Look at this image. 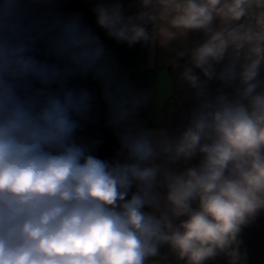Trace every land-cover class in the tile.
<instances>
[{"label": "clouds", "instance_id": "9594fccd", "mask_svg": "<svg viewBox=\"0 0 264 264\" xmlns=\"http://www.w3.org/2000/svg\"><path fill=\"white\" fill-rule=\"evenodd\" d=\"M59 8L0 0V264H248L241 235L264 213V0H132V14L95 0L109 39L161 50L191 90L175 130L141 123L152 96ZM87 76L113 159L76 139L95 96L70 85Z\"/></svg>", "mask_w": 264, "mask_h": 264}, {"label": "crops", "instance_id": "0c3cea01", "mask_svg": "<svg viewBox=\"0 0 264 264\" xmlns=\"http://www.w3.org/2000/svg\"><path fill=\"white\" fill-rule=\"evenodd\" d=\"M131 1L122 0L127 14H131L128 13L129 9L127 8ZM85 2L90 5L91 9L93 8V3L90 0ZM97 27L96 25L94 29L92 28V31L98 35L99 29ZM198 35L201 36L200 33L189 35V46L196 42ZM121 49L126 54L129 64L118 65L119 68L127 74L131 83L138 90L148 92L152 96V99L140 111L138 117L141 123L146 126L150 118L161 111L164 101L171 94L172 87L167 72V68L170 65L166 63V54L159 49H151L139 44L132 48L121 45ZM70 86L87 88L95 96L93 119L83 123V127L76 133V139L90 141L106 134L116 133L106 123V106L102 100L99 83L93 80L91 76H87L74 79ZM191 163L195 164L197 160H193ZM180 167L183 168V165H180ZM193 207H195V204ZM241 239L244 242L243 246L247 249L248 264H264V213H261L254 223L244 229ZM212 264H225V261L218 259Z\"/></svg>", "mask_w": 264, "mask_h": 264}, {"label": "trees", "instance_id": "16d2710c", "mask_svg": "<svg viewBox=\"0 0 264 264\" xmlns=\"http://www.w3.org/2000/svg\"><path fill=\"white\" fill-rule=\"evenodd\" d=\"M59 10L65 14L78 13L84 25L88 16L91 14L90 5L82 0H60ZM200 40L201 36L198 35L196 42ZM179 62L183 63L184 61L181 60ZM167 72L172 87L171 94L164 101L161 111L152 116L146 126H167L170 130H175L186 123L185 116L193 105V99L191 90L186 86L183 88L175 86L176 73L171 65L167 68ZM220 87L219 83L213 82L210 84V90L212 92H215ZM77 142L88 144L94 149V154L101 159H113L116 157V153L119 150V142L116 133L106 134L95 140H77Z\"/></svg>", "mask_w": 264, "mask_h": 264}, {"label": "rangeland", "instance_id": "374dc122", "mask_svg": "<svg viewBox=\"0 0 264 264\" xmlns=\"http://www.w3.org/2000/svg\"><path fill=\"white\" fill-rule=\"evenodd\" d=\"M82 1H84V2L88 1L89 2V0H82ZM90 2L93 3L92 5L94 6L95 0H90ZM127 8L129 9L128 13L132 14L136 11L135 8H129V6H127ZM91 11H92V9H91ZM94 20H95V15L93 12H91V14L88 16V18L86 20L85 26L89 27L91 29L92 28L94 29V27H96V23ZM97 28L99 29L98 36L101 39V41L103 42V44L105 45V47L107 48L108 52L110 53V58L112 59V61L117 65H128L129 60H128L126 54L123 52V49H121V45H117L113 40L109 39L106 36V33L104 32V30H100L99 27H97Z\"/></svg>", "mask_w": 264, "mask_h": 264}]
</instances>
